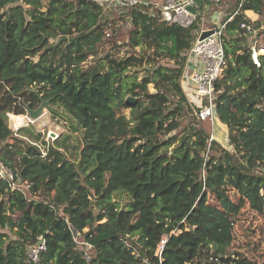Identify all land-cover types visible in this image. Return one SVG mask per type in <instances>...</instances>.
<instances>
[{
    "label": "trees",
    "instance_id": "trees-1",
    "mask_svg": "<svg viewBox=\"0 0 264 264\" xmlns=\"http://www.w3.org/2000/svg\"><path fill=\"white\" fill-rule=\"evenodd\" d=\"M102 1L0 0V161L29 185L23 194L0 180V264H257L252 240H233L246 209L264 215V56L253 64L240 27L245 10L264 15V0H244L235 15L233 0L220 20L233 15L215 82L231 149L209 140L181 83L209 3L188 27L152 6H124L130 28L115 45L129 53L117 57L99 52L110 22ZM41 99L81 133L76 159L68 134L41 156L25 139L43 143L40 132L8 126V114ZM73 231L92 245L89 261ZM39 236L46 249L32 262Z\"/></svg>",
    "mask_w": 264,
    "mask_h": 264
},
{
    "label": "built area",
    "instance_id": "built-area-1",
    "mask_svg": "<svg viewBox=\"0 0 264 264\" xmlns=\"http://www.w3.org/2000/svg\"><path fill=\"white\" fill-rule=\"evenodd\" d=\"M121 6H152L159 10L162 19L167 24H178L182 27L190 26L200 14V8L195 0H112ZM222 0H202L209 4H219ZM189 7H194L196 12L192 13ZM240 8V7H239ZM239 8L234 15L239 13ZM233 18L230 16L225 22H218L211 27L204 24V18L201 17L200 29L195 41L192 44L188 54L187 68L182 77L181 83L188 103L192 108L193 115L201 121H214L215 116V82L221 75L225 65V52L223 47V35L226 23ZM248 34V47L250 50V58L257 67L261 66L260 57L264 56V45L258 42L259 30L254 28L253 21H243L240 24ZM259 29H264L260 25ZM205 30H212V33L203 39H199L200 34ZM27 116V115H26ZM28 120H33L27 116ZM41 151V156H45L48 145L55 139L49 134L43 138L42 142L31 141ZM209 140H212L211 137ZM0 180L6 182L11 190H17L23 194L26 193L28 184L20 182L14 171L0 161ZM73 237L77 244L81 256L89 261L91 259L92 245L81 239L80 234L73 231ZM165 243V239H161L158 244L156 255L160 254ZM46 249V243L43 236L37 238V242L29 250L28 257L32 262H37L39 253Z\"/></svg>",
    "mask_w": 264,
    "mask_h": 264
},
{
    "label": "rangeland",
    "instance_id": "rangeland-1",
    "mask_svg": "<svg viewBox=\"0 0 264 264\" xmlns=\"http://www.w3.org/2000/svg\"><path fill=\"white\" fill-rule=\"evenodd\" d=\"M224 2L221 5H211L207 4L204 24L209 26L211 24V16L212 14H216L217 12L221 13L219 17H222L228 11L233 8V0H223ZM102 10L103 16L109 18L110 22L107 24L106 28V35L103 45L99 48V52L103 53H110L117 57L124 56L126 53H129L127 45H120L116 46L115 44L118 42H125L127 39V34L130 28V24L123 15V7L112 0H103L102 1ZM1 12V11H0ZM119 17H121L119 19ZM258 22L264 27V15L259 16ZM259 37V36H258ZM258 42L264 45V39L259 37ZM138 50V48H136ZM91 57H89V60ZM167 62L166 60H162L161 63ZM91 63L88 61L87 64ZM168 64H171L168 62ZM136 67L135 69H138ZM135 73L140 74V71L137 70ZM149 91H153L152 85H149ZM50 107V106H49ZM53 106L49 109H44V113L38 117L37 119L30 122L25 115H18L23 117V120L20 124L15 123L14 120H11V115L17 116L15 114H8V126L14 130L15 132L18 128L24 127L26 125L30 126L35 132H40V134L44 137H47L48 134L53 137L57 138L63 134H68V150L66 151L67 156L74 160L78 156V149L81 147V133L80 132H71L69 131L68 124L63 120L60 116L56 113L52 112ZM57 112L60 114L61 110L56 109ZM126 112V111H125ZM191 116L187 115L182 120V124L185 125L187 121H189ZM12 121V122H11ZM24 121V123H23ZM11 123V124H10ZM203 126H205L206 130L209 132L211 139L218 141L222 146L225 148L231 149V146L228 142V131L224 125L219 123L217 119L214 121H202ZM18 126V127H17ZM37 142V141H36ZM169 150V149H168ZM122 203L125 202L123 197L120 198ZM13 218L18 216V213L15 212L14 214L10 213ZM243 219L241 221H237L236 225L234 226V240H233V247L239 248L242 242H246L252 240L254 246H256V251L253 253V260L257 264H264V232L261 230L260 225L264 226V215L255 214L252 211L246 209L244 211ZM7 232V234L12 235L11 232L7 230H3Z\"/></svg>",
    "mask_w": 264,
    "mask_h": 264
},
{
    "label": "water",
    "instance_id": "water-1",
    "mask_svg": "<svg viewBox=\"0 0 264 264\" xmlns=\"http://www.w3.org/2000/svg\"><path fill=\"white\" fill-rule=\"evenodd\" d=\"M195 3L198 7H200L202 5V0H195ZM189 10L192 12V13H195L196 10L194 7H189ZM212 33V30H205L203 31L200 36H199V39H203L204 37L208 36L209 34ZM134 101V98L132 97H127L126 98V104H131L132 102ZM49 100H43L41 99L40 100V104L34 108V109H31V108H28L27 109V116L32 119V120H35L37 119L38 117H40L43 113H44V109H49ZM27 128H30V126L26 125ZM165 153L168 152V149H166L164 151Z\"/></svg>",
    "mask_w": 264,
    "mask_h": 264
},
{
    "label": "crops",
    "instance_id": "crops-1",
    "mask_svg": "<svg viewBox=\"0 0 264 264\" xmlns=\"http://www.w3.org/2000/svg\"><path fill=\"white\" fill-rule=\"evenodd\" d=\"M244 0H240V4H238L237 6H236V8L234 9V12L240 7V5H241V3L243 2ZM224 1H222V3H223ZM222 3H219V4H217V5H221ZM211 5H215V4H211ZM202 6V5H201ZM200 6V7H201ZM207 6V5H206ZM205 6V7H206ZM207 11V10H206ZM244 13H245V15L249 18V20L250 21H253V22H255V21H258V18H259V15L257 14V13H255L254 11H252V10H245L244 11ZM221 13H219V12H217L216 14H212V16H211V24L209 25V26H207V27H211V26H213L214 24H216V23H218V22H221L220 20H221V17H219V15H220ZM204 16H205V14H204ZM221 16V15H220ZM204 20V19H203ZM261 25V24H260ZM263 25V24H262ZM206 26V25H205ZM264 28V27H263ZM218 121V120H217ZM219 122V121H218ZM220 123V122H219ZM223 125V124H222Z\"/></svg>",
    "mask_w": 264,
    "mask_h": 264
},
{
    "label": "bare ground",
    "instance_id": "bare-ground-1",
    "mask_svg": "<svg viewBox=\"0 0 264 264\" xmlns=\"http://www.w3.org/2000/svg\"><path fill=\"white\" fill-rule=\"evenodd\" d=\"M11 117V120H14L15 121V123H17V124H20L21 123V121L23 120V117H21V116H13V115H11L10 116ZM12 122V121H11ZM23 123H24V121H23ZM11 124V123H10ZM18 127V126H17Z\"/></svg>",
    "mask_w": 264,
    "mask_h": 264
},
{
    "label": "clouds",
    "instance_id": "clouds-1",
    "mask_svg": "<svg viewBox=\"0 0 264 264\" xmlns=\"http://www.w3.org/2000/svg\"><path fill=\"white\" fill-rule=\"evenodd\" d=\"M27 115V114H26Z\"/></svg>",
    "mask_w": 264,
    "mask_h": 264
}]
</instances>
